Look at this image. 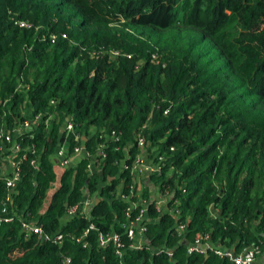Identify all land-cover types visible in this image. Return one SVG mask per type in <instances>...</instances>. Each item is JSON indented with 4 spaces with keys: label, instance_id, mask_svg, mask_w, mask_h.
Listing matches in <instances>:
<instances>
[{
    "label": "trees",
    "instance_id": "16d2710c",
    "mask_svg": "<svg viewBox=\"0 0 264 264\" xmlns=\"http://www.w3.org/2000/svg\"><path fill=\"white\" fill-rule=\"evenodd\" d=\"M36 116L14 141L20 179L8 202L0 179V218L12 219L0 222V264H228L187 246L198 235L228 250L264 244V0H0V125L12 135ZM67 118L96 170L87 172L88 159L66 167L42 209L57 148L81 144L63 133ZM138 137L143 162L161 169L151 192L168 197L164 214L147 204L145 237L171 259L143 247L120 260L96 243L98 233L122 232L130 201L147 199L119 170L142 168L132 163ZM84 194L97 200L90 219L68 218ZM20 221L60 233L61 246ZM88 223L81 248L73 237Z\"/></svg>",
    "mask_w": 264,
    "mask_h": 264
},
{
    "label": "built area",
    "instance_id": "2783aa9c",
    "mask_svg": "<svg viewBox=\"0 0 264 264\" xmlns=\"http://www.w3.org/2000/svg\"><path fill=\"white\" fill-rule=\"evenodd\" d=\"M15 25H17L18 28H31L32 26L27 21H20L16 20L13 22ZM50 40L52 41L54 39V35L49 34ZM48 37V39H49ZM62 37H64L62 35ZM51 118V117H50ZM41 119L40 116H36L31 123H28L27 121H22L18 123L15 126V133L16 136H21L25 134L27 131H31L32 126L36 124L37 120ZM48 120L45 121L47 123ZM62 131L64 134L69 135L73 137L74 141H80V143H77L71 150H68L65 146V144H61L59 148L56 150V157L58 158V161L55 165H57V169L53 168V174H54V181L51 184V188H55V190L58 187V180L64 171L66 167L69 166L70 160L74 157H84V159H88V165H87V172L91 173L92 171L96 169H92L95 162V159L89 155L86 150L84 149V145L82 140V137L79 135V133L76 131L73 121L70 118H67L63 122ZM13 134V132L11 131ZM15 137V139L17 138ZM15 139L12 138V135L9 134L8 131L4 129V126L0 125V143H7L10 144V147L7 149L6 157L8 158V164L10 165V173L3 179L5 188L7 189V196L5 198V201H10V194L14 191L16 183L20 179L19 169H17L15 162L13 159L18 154L20 149L15 144ZM4 145H2L3 148ZM12 147V148H11ZM145 143L144 140L139 138L136 139V149L140 151V155H136L132 161L135 165H141L142 168L139 167V169H134L132 166V169H119L120 172L124 170H128L129 175L132 177L133 180L135 178L139 177L142 178L144 181L148 182V178L153 175H159L161 169L157 167L152 166V162H143V151H144ZM103 149L104 146L101 144H96L95 147V154L97 156L103 157ZM2 150V149H1ZM124 153V159L127 160L128 155V149L123 150ZM23 159V158H22ZM159 159V158H158ZM29 164L35 168L36 163L33 160H30ZM123 165V164H122ZM152 187V186H151ZM132 190L136 191L140 195L139 188L136 184V182H132ZM54 190V191H55ZM50 197V195H49ZM168 197H164L158 193H154L152 195L147 196V199L144 200V202L141 204V199L137 202H129V207L126 208L124 213L125 222L120 225L122 232L121 233H115L112 232L110 234L102 235L100 233L97 234L96 237V243L98 248L105 249L108 246H111L112 252L114 256L117 259H120L123 257V254L125 251H134L139 252L143 250V247H149L150 252L153 254H159L161 252H165L168 259H171L172 252L170 250H166L164 248H154L149 245H144L142 243V239H146L145 233L147 231L146 228V222L148 221L146 217V206L149 203H152L154 205V209L161 214L160 210L162 207H165L164 210H167L166 202ZM96 200L93 197H89L88 194H85V198H82V200L72 206L66 209L65 215L69 218L75 215H78L80 217H84L85 219H90V211L92 210V206ZM170 214L172 215V218L175 220L174 225L172 226L174 234L181 238L183 234L185 233V225L182 224V222L179 221V214L177 211L173 210V212ZM11 218L2 217L0 218V222H9L11 221ZM20 228L21 230L26 234L36 235L38 239H40L43 242H50L56 246H61L63 241V236L60 233L56 234H45L43 233L42 229L35 224L34 222H28V221H20ZM95 228L92 223H88L87 227L82 231L81 235L77 237H73V241L80 245L81 248H86L88 245V234L90 231H93ZM207 251H212L214 255H216L219 259H225L230 264H251L256 258L263 257L264 259V244L261 247H249L246 248L243 252L239 254H235L233 252H230L228 249H222L219 247H212L210 243L208 242L207 235H198L191 244L187 246L186 253L189 255L191 253H199L204 254ZM69 260L68 258H64L63 263L68 264Z\"/></svg>",
    "mask_w": 264,
    "mask_h": 264
},
{
    "label": "crops",
    "instance_id": "0c3cea01",
    "mask_svg": "<svg viewBox=\"0 0 264 264\" xmlns=\"http://www.w3.org/2000/svg\"><path fill=\"white\" fill-rule=\"evenodd\" d=\"M11 131L13 132L12 138L15 139V137H17L16 133H15V125L12 127ZM85 142H83V143H85ZM6 153H7V149L3 146V148L0 152V179H4L10 173V167H9L10 165L8 164V158L5 156ZM82 159H84V157L82 158L79 156V157L72 158L70 160V164L68 167L74 165L77 160H82ZM57 161H58V158L55 156V163L53 164L54 169H55V167L57 169V165H55ZM135 182H137V186L139 188L140 193L142 191H144V189H145V190H147L146 192H147L148 196L154 194L153 192H151V184L149 182L144 181L142 178H139V177L135 178ZM54 190H55V188L53 187V188H50V190L47 192L46 198L44 199L43 204H42V209L46 208L47 204L50 201L49 195H51L54 192ZM83 198H85V194H84ZM164 208L165 207H162L160 209V210H162L161 211L162 214H164V212H165ZM142 243L144 245H149V242L146 241L145 239H142ZM245 249L246 248L239 250V251L238 250L236 251L235 247H231V249H229V251L233 252L235 254H239V253L243 252ZM228 264H230V263H228ZM251 264H264V259H263V257H258Z\"/></svg>",
    "mask_w": 264,
    "mask_h": 264
},
{
    "label": "water",
    "instance_id": "95a60500",
    "mask_svg": "<svg viewBox=\"0 0 264 264\" xmlns=\"http://www.w3.org/2000/svg\"><path fill=\"white\" fill-rule=\"evenodd\" d=\"M81 141H82V142H85V141H86L85 137H82V140H81ZM95 202H97V200H96ZM206 256H207V255H204L205 258H206Z\"/></svg>",
    "mask_w": 264,
    "mask_h": 264
}]
</instances>
